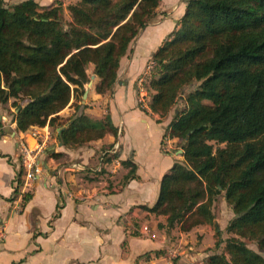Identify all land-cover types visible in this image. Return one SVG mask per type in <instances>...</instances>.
Here are the masks:
<instances>
[{
    "label": "trees",
    "instance_id": "obj_1",
    "mask_svg": "<svg viewBox=\"0 0 264 264\" xmlns=\"http://www.w3.org/2000/svg\"><path fill=\"white\" fill-rule=\"evenodd\" d=\"M160 1L76 0L66 22L62 3L0 0V104L12 99L16 128L60 127L67 147L116 134L108 115L78 113L85 105L72 104L66 126L58 113L71 98L79 101L89 64L99 78L95 90L112 91L120 58ZM144 84L153 113L163 117L176 107L163 139H176L183 150L147 209L165 217L158 227L216 225L211 207L222 193L232 236L205 264H264V0H186L175 30L152 54ZM125 165L123 182L135 171ZM151 254L160 252L143 257Z\"/></svg>",
    "mask_w": 264,
    "mask_h": 264
},
{
    "label": "crops",
    "instance_id": "obj_2",
    "mask_svg": "<svg viewBox=\"0 0 264 264\" xmlns=\"http://www.w3.org/2000/svg\"><path fill=\"white\" fill-rule=\"evenodd\" d=\"M185 7L186 0H161L156 16L120 58L112 91L95 90L99 78L89 64L86 97L71 98L58 113L66 126L75 113L72 104L85 105L78 113L94 120H105L108 115L116 134L109 131L83 145L67 147L58 139L62 128L45 125L20 131L12 99L0 104V228L4 234L0 264H205L213 253L216 230L220 235L225 230L233 217L231 210L225 224L214 215L216 229L208 224L186 232L169 229L178 241L171 245L165 235L155 233L156 223L164 224L165 217L147 210L157 200L163 176L183 156L173 147L176 139H163L176 107L159 117L148 107L149 96L139 90L138 82L145 76L152 54L175 30ZM178 104L181 106L180 101ZM116 141L118 164L102 157ZM19 143L42 147L38 157L41 173L26 187ZM128 162L135 171L123 182L130 169L125 165ZM113 183L116 187H111ZM24 194L28 198L23 201ZM142 218L152 222H139ZM145 224L155 233L154 238L140 233ZM169 246L180 248L179 257L172 261L163 257ZM153 252L160 255L143 257Z\"/></svg>",
    "mask_w": 264,
    "mask_h": 264
},
{
    "label": "built area",
    "instance_id": "obj_3",
    "mask_svg": "<svg viewBox=\"0 0 264 264\" xmlns=\"http://www.w3.org/2000/svg\"><path fill=\"white\" fill-rule=\"evenodd\" d=\"M150 67H151V62L147 65L145 76L148 74ZM145 76L141 77L138 82L139 90L142 91V93H145L144 92ZM139 100L140 103H143L142 98H140ZM167 138L168 137H166V139ZM118 150H119V143L116 141L111 145V147L107 148L102 153V157L109 158L111 162H113L114 164H118L119 163V159L117 158ZM41 151H42L41 145L36 146L34 148H30L24 143H19L18 152H19V163L23 172L22 175L23 187L28 186L41 173V165L38 162V157ZM139 229H140V233L143 234L144 236L149 238L155 237V233L151 231L148 225L146 224L141 225ZM3 239H4L3 230L0 228V243L3 241ZM167 251L168 254H170L169 256H171L172 258L180 254V248L177 246H169Z\"/></svg>",
    "mask_w": 264,
    "mask_h": 264
},
{
    "label": "rangeland",
    "instance_id": "obj_4",
    "mask_svg": "<svg viewBox=\"0 0 264 264\" xmlns=\"http://www.w3.org/2000/svg\"><path fill=\"white\" fill-rule=\"evenodd\" d=\"M17 1H21V0H4V3L5 4H7V5H9V4H11V3H14V2H17ZM75 0H37V3H38V5L41 7V8H44V7H49V6H51V5H53L55 2H59V3H62V8H63V10H62V12H63V18H64V20L67 22V21H69L70 20V16H69V12H68V10H67V6L69 5V3H71V4H73L72 2H74ZM41 5H43V6H41ZM145 83V82H144ZM145 85V84H144ZM144 92H146V89L144 90ZM148 95V94H147ZM166 139V138H165ZM175 146H177V145H174L173 147H175ZM162 147H165V149H166V144L163 142V146ZM179 149H181V147L180 146H177ZM179 154V153H178ZM177 154V155H178ZM172 155H175L176 156V154H173L172 153ZM180 155H182V154H180ZM120 178V176L119 177H117L116 179H119ZM95 179V178H94ZM115 185V183H113L112 185H111V187H116V186H114ZM111 187H109L108 189L110 190L111 189ZM211 210L213 211L212 213H214L213 215H216L217 217H218V219L220 220V222L222 223V224H225V222H226V220L228 219V217H229V215H230V210H231V208H230V206L225 202V200H224V197H223V195H222V193L221 194H219V195H217L216 196V198H215V200L213 201V203H212V207H211ZM232 212V211H231ZM232 215H233V213H232ZM215 217V216H214ZM139 222H144V223H148V222H152V220L151 219H144V218H142L141 220H139ZM156 223V222H155ZM216 223V222H215ZM157 224V226H155V233L157 234V232H158V234H159V236H163V235H165V238L167 239V244L168 245H171V244H173V243H175V242H178L177 240H176V236H175V234L173 233V232H171L170 230H166V228H160V227H158V223H156ZM155 224V225H156ZM206 224V223H205ZM209 226H211L212 228H217L218 227V225L216 224V225H211V224H208ZM175 228H178V227H175ZM157 234V235H158ZM230 236H232V234L231 233H228V232H226V230H224V231H221V235H220V241H221V243L219 244V246H218V248H214V245H213V252H221L222 251V249H223V247H224V240L226 239V238H228V237H230ZM215 238L217 239V236L215 235ZM219 238V237H218ZM216 239H215V241H216ZM246 245L249 247V248H251V249H253L254 251H258L257 250V247H256V245L254 244V243H252V242H250V241H247L246 240ZM215 244V243H214ZM174 245H176V244H174ZM166 245L164 244L163 245V247H165ZM170 254H168V251H167V249H165V254H164V256L163 257H166V258H171V261L172 260H174V259H177L179 256H176V257H174V258H172L171 256H169ZM168 260H170V259H168Z\"/></svg>",
    "mask_w": 264,
    "mask_h": 264
},
{
    "label": "water",
    "instance_id": "obj_5",
    "mask_svg": "<svg viewBox=\"0 0 264 264\" xmlns=\"http://www.w3.org/2000/svg\"><path fill=\"white\" fill-rule=\"evenodd\" d=\"M92 78H93V76H92ZM91 86V82H89L88 84H87V87H90ZM87 88L85 89V91H84V93H83V95H82V98L84 99L85 97H86V95H87ZM60 131H61V129H58V132L60 133ZM182 152H183V150L182 149H179V153L180 154H182Z\"/></svg>",
    "mask_w": 264,
    "mask_h": 264
}]
</instances>
